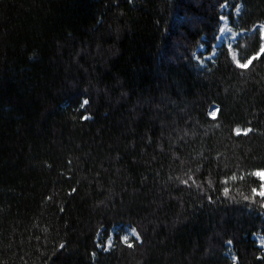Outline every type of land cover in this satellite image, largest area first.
Masks as SVG:
<instances>
[{
	"label": "trees",
	"instance_id": "trees-1",
	"mask_svg": "<svg viewBox=\"0 0 264 264\" xmlns=\"http://www.w3.org/2000/svg\"><path fill=\"white\" fill-rule=\"evenodd\" d=\"M259 24L264 0H0V264H264Z\"/></svg>",
	"mask_w": 264,
	"mask_h": 264
},
{
	"label": "rangeland",
	"instance_id": "rangeland-1",
	"mask_svg": "<svg viewBox=\"0 0 264 264\" xmlns=\"http://www.w3.org/2000/svg\"><path fill=\"white\" fill-rule=\"evenodd\" d=\"M220 29H219V33L217 35L216 38V44H215V48L216 47H220L221 45L227 46L229 48V51L232 55L233 60L240 66L241 64L237 61L236 58V53L232 48V45L239 39V37H241L242 35H244V32H239L234 30L230 24L229 21L226 17H221L220 20ZM256 29L259 30L261 32L262 35H264V24H259L256 26ZM205 46L204 45H200L197 49V53L195 55V59L197 61V64L203 68L206 66V62L207 61H211L213 60V58L215 57V52L207 55L205 53ZM200 54H202V57L200 56ZM217 112V107L216 106H212L209 109V115L211 117H215ZM255 173H264V170H259L256 171ZM261 185H260V189L257 191V194L262 195L261 193H264V180L261 179L260 176L255 175ZM127 232H125L122 236L123 241H127L129 236H134L133 230H126ZM115 233H117V228L113 229L111 232V236H109V238L106 241V244L104 246V248L106 250L110 249L112 247V243L114 241V235ZM255 241L257 242V245L261 248L264 249V236L263 235H257L254 237Z\"/></svg>",
	"mask_w": 264,
	"mask_h": 264
},
{
	"label": "snow or ice",
	"instance_id": "snow-or-ice-1",
	"mask_svg": "<svg viewBox=\"0 0 264 264\" xmlns=\"http://www.w3.org/2000/svg\"><path fill=\"white\" fill-rule=\"evenodd\" d=\"M241 67H246L247 65H240ZM255 175H258L261 177L262 180H264V173H255ZM262 195H264V193H261ZM131 246V245H130Z\"/></svg>",
	"mask_w": 264,
	"mask_h": 264
}]
</instances>
